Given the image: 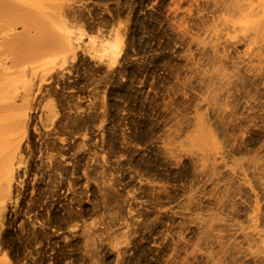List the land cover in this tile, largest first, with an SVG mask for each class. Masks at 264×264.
<instances>
[{
  "label": "rangeland",
  "instance_id": "1",
  "mask_svg": "<svg viewBox=\"0 0 264 264\" xmlns=\"http://www.w3.org/2000/svg\"><path fill=\"white\" fill-rule=\"evenodd\" d=\"M26 1L60 44L0 53V264H264V0Z\"/></svg>",
  "mask_w": 264,
  "mask_h": 264
},
{
  "label": "bare ground",
  "instance_id": "2",
  "mask_svg": "<svg viewBox=\"0 0 264 264\" xmlns=\"http://www.w3.org/2000/svg\"><path fill=\"white\" fill-rule=\"evenodd\" d=\"M26 2H27L26 0H0V33L2 37L3 35L10 34L9 31L12 30L13 25L17 23H21L24 26V30H22L21 33L18 34L13 33L12 35L10 34L11 37L9 39L7 37H4L7 38V40L5 41L6 43L5 42L4 44L2 43L5 46L1 47L3 49L0 48L1 54L2 52L8 51L9 49L12 50V51L10 50L8 51V53L10 52V54L15 53L16 51L21 52L20 53L22 54L21 56L19 53H18L19 56L17 55V52L15 53L17 57H13L15 54H12L13 56H9V54L6 52L8 54V57H12L13 60L16 58L15 62H17V58L19 57L21 58L22 56L25 55V57L21 58L23 60L27 57H30V55L35 56L36 52L41 53L44 52L43 50H47V49L50 50L55 46H57L58 44H60V41L58 42L54 40V37L51 34L50 26L47 23L41 21L42 17L38 15L36 11L31 10L29 7H27L28 4H26ZM30 31H33V33H30ZM0 46L2 45L0 44ZM117 48H118L117 44H112L110 47L112 51H116ZM6 53L5 54L3 53L4 54L3 59L0 57V62H1L0 65H2L3 67H4L3 60ZM26 53L29 56H27ZM20 61L21 60H19L18 63ZM2 66H0L1 69H3ZM6 66L7 65H5V67ZM0 76L2 77L3 74ZM5 78L4 81H7L5 80ZM4 86L2 87V89L5 88ZM9 118L10 116L9 117L7 116L5 120H9ZM5 122L6 121H4V124L7 125V123Z\"/></svg>",
  "mask_w": 264,
  "mask_h": 264
}]
</instances>
